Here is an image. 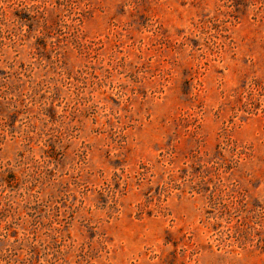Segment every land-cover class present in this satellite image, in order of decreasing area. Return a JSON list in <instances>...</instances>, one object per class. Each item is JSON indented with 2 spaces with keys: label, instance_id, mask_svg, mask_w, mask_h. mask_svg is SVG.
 Listing matches in <instances>:
<instances>
[{
  "label": "rangeland",
  "instance_id": "374dc122",
  "mask_svg": "<svg viewBox=\"0 0 264 264\" xmlns=\"http://www.w3.org/2000/svg\"><path fill=\"white\" fill-rule=\"evenodd\" d=\"M0 264H264V0H0Z\"/></svg>",
  "mask_w": 264,
  "mask_h": 264
}]
</instances>
